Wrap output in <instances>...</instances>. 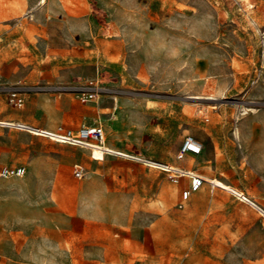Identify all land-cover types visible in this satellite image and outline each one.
Here are the masks:
<instances>
[{"label": "rangeland", "instance_id": "obj_1", "mask_svg": "<svg viewBox=\"0 0 264 264\" xmlns=\"http://www.w3.org/2000/svg\"><path fill=\"white\" fill-rule=\"evenodd\" d=\"M48 1L0 0V168L32 164L44 182L31 236L26 195L0 184V264H264V0H55L47 23ZM96 124L118 154L50 149V131ZM13 133L47 147L18 149ZM185 135L204 139L200 154H179ZM157 164L228 191L182 200L189 178ZM54 175L79 216L53 217Z\"/></svg>", "mask_w": 264, "mask_h": 264}, {"label": "crops", "instance_id": "obj_2", "mask_svg": "<svg viewBox=\"0 0 264 264\" xmlns=\"http://www.w3.org/2000/svg\"><path fill=\"white\" fill-rule=\"evenodd\" d=\"M42 8L51 12V17H49V18H47V20H45L47 23L50 19L51 20L55 19V0H49L48 2H46L44 7H42ZM52 25L55 26V23L52 22ZM54 73H55V70H54ZM119 110L117 111V114L115 116V119L118 121L116 131L119 129V123L122 121L121 116H123V114H124V109L121 108V111H119ZM11 122H13V121H11ZM90 126H95V125H90ZM103 131H104V129H103ZM13 135L15 137H20L18 149H44L45 147H47V145H45V141L40 139V138H35L33 136L22 138L23 136L20 133H13ZM185 136H187V135H185ZM184 137H183V139H184ZM193 138L196 139L200 143L201 142L203 143V141H204V139L202 137L197 136V135H195V137H193ZM104 142L106 143L105 131H104ZM202 143H201V145H202V149H203ZM71 147H73V146H70V145H67L64 143L55 142V146L51 145L50 149H68ZM202 149H201V152H202ZM114 150L118 151L117 149H114ZM118 153H119V151H118ZM122 155L123 156L128 155V156H130V158H133V156H134V154L130 153V152H127V155H125V153L124 154L122 153ZM54 161L57 165H60V164L71 165V164L76 163L75 157L73 155H70V154H67V155L61 154L58 157H55ZM157 165L171 166L170 164H157ZM3 166H8V165H3ZM12 166H21V165H12ZM33 167H32V164H29L27 166V172H26L25 176L22 178H6V179L2 178L3 180H0V184H4L7 186H18V187H20V191H22V193L24 195H26V197H27V200L25 201L26 203H23L20 206L19 210L21 211L22 215H24L25 218L26 217L27 218L32 217L33 213H35V214H34V218H31L33 220L28 221L26 219V221L22 223L21 233H23V234L25 233V234H28L30 236L38 233L39 229H41L43 227V222H42L41 217H42V212L44 209V195H43L44 182L41 179V177L39 176V173L37 172V170ZM155 167H157V166H155ZM172 168H176L178 170L182 169L185 171L192 172L191 170H188L186 168H180L177 166L172 167ZM193 173H195V172H193ZM195 174L204 176V177L209 178V179L218 180L217 178L208 176L206 174H202V173H195ZM218 181L223 186L225 185V183L221 182L220 180H218ZM49 185L51 186L50 205L54 211L53 217H55V212H57L59 210H62L63 213H65V215L69 216V217L79 216L76 213V206L74 205V202L72 201V197H70V187H71L70 180L68 178L61 180V179L55 177V175H54L52 177ZM204 186H207V185L204 184L202 187H204ZM213 190L228 191L226 189H213ZM235 195L240 201H242V202H244V203H246L249 206L254 208L255 203L252 201V199H250L247 196H242V197H244V199H241L237 196L236 193H235ZM249 202L253 203V205L250 204ZM9 207L11 208V205ZM52 225L55 226V222Z\"/></svg>", "mask_w": 264, "mask_h": 264}, {"label": "built area", "instance_id": "obj_3", "mask_svg": "<svg viewBox=\"0 0 264 264\" xmlns=\"http://www.w3.org/2000/svg\"><path fill=\"white\" fill-rule=\"evenodd\" d=\"M8 103L14 108H21L24 105V98L16 93L11 92L7 95ZM46 138L57 143H64L70 146H76L80 148L90 149L92 146L101 147L104 143V131L99 125L95 126H83L73 131L70 129L57 128L55 131H50L49 136ZM202 149L201 143H199L192 136L187 135L184 137L181 147L180 155L183 154H200ZM105 154H118V153H108L104 150ZM110 152V151H109ZM165 173L170 174V179L172 182L176 183L180 177L189 178V188L184 190L181 194L182 200H186L192 192L199 190L204 184L211 189H225L223 185L216 182L214 179H209L204 176L195 174L190 171H185L182 169L173 170L168 165H157ZM26 174V169L23 166H3L0 168L1 178H22ZM73 175L75 178H81V171L79 169H74ZM238 196V195H237ZM244 199L242 196H238ZM253 205V203L249 202ZM262 214V213H261ZM264 218V215L262 214Z\"/></svg>", "mask_w": 264, "mask_h": 264}, {"label": "bare ground", "instance_id": "obj_4", "mask_svg": "<svg viewBox=\"0 0 264 264\" xmlns=\"http://www.w3.org/2000/svg\"><path fill=\"white\" fill-rule=\"evenodd\" d=\"M94 147H96V148H99V149H102V150H104V149H105V145H104V143L102 144V146H101V147H97V146H94ZM175 170H178V169H175Z\"/></svg>", "mask_w": 264, "mask_h": 264}, {"label": "water", "instance_id": "obj_5", "mask_svg": "<svg viewBox=\"0 0 264 264\" xmlns=\"http://www.w3.org/2000/svg\"><path fill=\"white\" fill-rule=\"evenodd\" d=\"M128 156V155H127ZM128 157H130V156H128Z\"/></svg>", "mask_w": 264, "mask_h": 264}]
</instances>
